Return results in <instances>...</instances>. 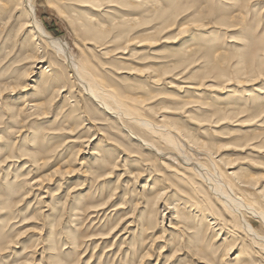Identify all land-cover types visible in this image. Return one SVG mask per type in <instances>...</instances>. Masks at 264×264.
Segmentation results:
<instances>
[{
  "label": "rangeland",
  "instance_id": "1",
  "mask_svg": "<svg viewBox=\"0 0 264 264\" xmlns=\"http://www.w3.org/2000/svg\"><path fill=\"white\" fill-rule=\"evenodd\" d=\"M119 1L32 5L77 62L90 59L104 87L140 100L128 103L156 124H176L188 145L214 144L208 152L219 169L238 184L253 179L245 196L264 208V0H147L136 10ZM106 8L115 9L112 17ZM162 11L169 24L155 19ZM92 18L110 32L105 50L79 33ZM28 21L24 9L0 0V264H237V255L241 264H264L261 243L227 230L220 236L185 207L188 190L170 172L179 165L170 156L211 166L202 153L175 136L179 148L158 157L126 129L165 147L161 133L115 121L70 82L43 91L31 58L45 56V70L56 55L41 39L35 50L27 44ZM124 21L129 31L122 33ZM214 58L232 77L208 72ZM246 93L254 104L245 105ZM35 102L43 108L28 117L21 108ZM39 179L46 193L32 192L29 183ZM169 204L176 210L163 208ZM97 206L105 211L92 212ZM244 216L264 236L263 223Z\"/></svg>",
  "mask_w": 264,
  "mask_h": 264
},
{
  "label": "bare ground",
  "instance_id": "2",
  "mask_svg": "<svg viewBox=\"0 0 264 264\" xmlns=\"http://www.w3.org/2000/svg\"><path fill=\"white\" fill-rule=\"evenodd\" d=\"M117 1L118 0H116V2ZM120 1H123V4H125V6L127 7H134L135 10L137 9V7H142L146 4V2H148L147 0H120ZM9 2L10 3L14 2V5H16L17 9L22 8L27 13L29 21L25 24L24 31L25 33L30 31V34H31V39L27 44L32 45L34 44L33 41L42 40L41 42L47 44L48 47L55 52V55H56L55 58H52V62H50V66L45 68V70H44V64L47 61L45 56H40L38 54L37 55L35 54L31 58L32 75H35V76L37 74L41 75L39 80L37 81H39V84L42 85L44 92H47L48 89L51 90V88L59 86V84H61V86L64 87L70 82L73 86H76L77 88L78 87L81 88V90L84 93V96H86L87 98V101H90L91 104H93V106L95 105V107L100 109L106 115L113 117L115 121L118 120L121 123L122 121H127L129 123L127 124L129 126L132 125L149 134L161 133L160 136H161V139L165 142L164 143L165 147L163 146L158 147L159 146L158 144L157 146L155 143L149 140H146L145 138L144 139L141 138L140 136H138L139 134L136 133L137 134L136 135L131 130H128L126 129V127H124L126 131H128L127 134L128 133L132 134V135L130 134L129 135L134 140H136L142 147H144L149 152L151 153L153 152L152 154L155 153L154 155H157L158 157H163L167 159L170 156L169 153H165L162 151L163 148L173 147L176 150L179 148V143L175 144L176 143L175 141H177L176 137L180 140L181 144L182 143L185 144V146H188L189 148H191L192 151H195L197 153L199 152L202 153L205 156L204 157L205 162L208 161L211 166L209 165L207 166L206 164H203V162L200 163L197 161L196 162L191 161L190 159L185 157L186 155L185 156L183 155L184 153L183 154H172V156H170V158L177 160L179 163V165L176 168L173 167V169L170 172L173 174V176L177 178H181L180 180L184 184V187L188 190L187 196L190 199L187 200V204L189 203L190 205L189 206L185 205V207L191 208V211H195L198 214L196 217H200L199 219L201 222L202 221L208 222L209 220L208 224L213 225L215 228L217 227L218 228L217 230L219 231L220 236L223 234L224 230H227L228 231L227 234L232 237H235V236L240 237V234H241L245 237L250 238L252 240V243L254 244L260 245L261 243L263 245L262 251H264V236L263 235L260 236V234L256 232L252 224L249 221H247L244 216L245 212L249 213V215L250 214L253 215L260 222H262L264 226V208H262L263 206H261V204L258 201L254 202V201H250L249 199H247V197L245 196L246 190L243 189L244 187L243 185L250 184L253 179H251V181L249 179L246 182L241 181L240 184L242 186L238 184L239 182H232V180L229 178L230 177L232 178V176H235V174L229 173V172L224 174L219 169L220 167L217 166L218 165L216 163L217 161L215 162V160H213V158L211 157V154L209 153L211 152V150H209L208 148L211 149L214 144L209 146L207 143L205 144V143H199V142H192L195 146L188 145V143L183 142V139L179 136L180 132L176 133L175 130H172V128H174L179 131L176 124L171 123V126H172L171 129H168L170 127H168L166 124L164 125V123L163 125L156 124L155 119H153L151 115H148V113H145V114L141 113L135 108H132L131 104L128 103L129 100L133 102H141L140 100L131 99L130 97H128L122 92L120 87L115 91L111 88L104 87L101 79L96 74L95 66L91 63L89 58H84L81 60V62H77L76 59L68 52L69 49L67 45L63 43L62 41H60L59 39L53 37L51 34H49L44 29V27L40 24V22L35 17V9L33 8L32 0H9ZM83 2L90 4L91 6L92 5L96 6L101 3L100 0H83ZM113 2L116 3L114 0ZM91 9H92L91 7L85 8V10L93 12ZM106 9H108L106 12H108L109 15H111L110 17H112L113 15L112 13H114L115 9L113 8L112 9L106 8ZM79 13L80 12H78V15L76 16V18L78 17L77 18L78 22L80 21ZM169 14H166L164 11H162V14L157 16L155 19H158L159 21L163 20V23L165 24L171 21V19H165L166 16L169 17ZM95 21H96V18H92L88 20L85 23V26H82L84 28V31L79 32V33L82 36L84 35L87 40L94 41L96 44L99 43L101 44V46H105V47H102V49L105 50L107 48L105 45V43L107 42L106 38L110 35L109 34L110 32L109 30L104 31L106 27L104 24L101 23L97 25ZM111 21H112V18H111ZM147 22L150 23L151 21L147 20ZM224 22L227 24V21H224ZM125 23L126 22L124 21L123 22L124 26L122 27L123 29L122 33H124L125 31L127 32L128 28L126 27V25L130 22H128L127 24ZM122 33H120V35L119 34L117 35L116 38L118 40H119V37L123 36V35L121 36ZM152 39H155V37L149 36V39H147V41H152ZM32 48L33 50L37 49L36 45H34ZM243 56L248 57L247 61L250 63H253V61H251L252 57L247 56V54ZM53 59H54V62H53ZM223 63L225 64L226 62L218 61L216 59V61L211 65V67H209L208 72L209 73H219L221 77L223 78H225L226 76L232 77L230 75H226L227 68L225 69L224 67H222ZM55 65H57V68L56 67L54 68ZM243 66L241 69H243ZM261 72L259 71V73ZM48 73H51V77L47 76ZM63 91L65 90L62 89L61 92ZM241 99L243 100L245 105H248V104L252 105L255 103V99L251 97L248 93H246V96L242 97ZM73 105H76L75 100H73ZM42 108H43V103L35 102V103L27 105V107L25 106L24 108H21V110L25 109V112H24L25 115L30 117L29 115L38 113V111H40ZM152 110L150 109V112ZM154 118H157V117H154ZM160 122H164V117L159 121V123ZM122 124L126 126L125 123H122ZM204 149H207V151ZM93 156H97V158L100 157L98 153L93 154ZM115 164L116 162L114 163V165ZM105 175H106L105 177L107 178L109 177V175H111V173L106 172ZM44 184H45V181H42L41 179H39V180H34L31 183H29V186H31L32 192L42 191L43 193H46V191L44 190L46 187L43 186ZM42 186L45 188L43 189ZM160 196L161 194L157 195L156 199L160 198ZM192 200H195V201L191 203L190 201ZM103 205H106V203H104ZM106 206L105 207L97 206L93 208L91 211L97 212L98 210H100L102 212L103 210L105 211ZM175 206L176 205L173 206V204H169L168 206L164 205L163 208L171 211L173 209L176 210ZM173 212H176V211H173ZM177 214L179 215L180 212H178ZM164 216L165 215H163V217ZM178 227L179 225L177 226L176 229L175 228L173 229L178 232ZM227 239L225 237V240ZM200 249L202 250V247ZM241 259H242L241 256L237 255L235 258H233V261H237V264H241L239 263Z\"/></svg>",
  "mask_w": 264,
  "mask_h": 264
}]
</instances>
